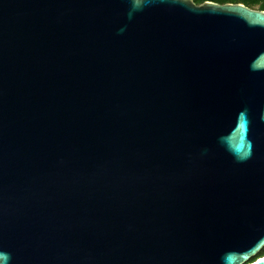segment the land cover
<instances>
[{
	"label": "water",
	"instance_id": "obj_1",
	"mask_svg": "<svg viewBox=\"0 0 264 264\" xmlns=\"http://www.w3.org/2000/svg\"><path fill=\"white\" fill-rule=\"evenodd\" d=\"M264 10L0 0V264H264Z\"/></svg>",
	"mask_w": 264,
	"mask_h": 264
},
{
	"label": "trees",
	"instance_id": "obj_2",
	"mask_svg": "<svg viewBox=\"0 0 264 264\" xmlns=\"http://www.w3.org/2000/svg\"><path fill=\"white\" fill-rule=\"evenodd\" d=\"M196 3H201L204 0H194ZM219 3H225V2H241L249 7L254 8V6H257L258 9L264 10V0H212ZM256 257H264V247L260 251V253L257 254Z\"/></svg>",
	"mask_w": 264,
	"mask_h": 264
},
{
	"label": "rangeland",
	"instance_id": "obj_3",
	"mask_svg": "<svg viewBox=\"0 0 264 264\" xmlns=\"http://www.w3.org/2000/svg\"><path fill=\"white\" fill-rule=\"evenodd\" d=\"M254 8H257V6H254Z\"/></svg>",
	"mask_w": 264,
	"mask_h": 264
}]
</instances>
